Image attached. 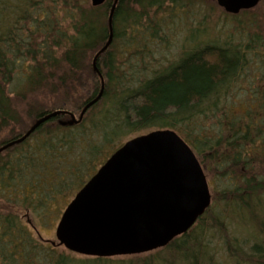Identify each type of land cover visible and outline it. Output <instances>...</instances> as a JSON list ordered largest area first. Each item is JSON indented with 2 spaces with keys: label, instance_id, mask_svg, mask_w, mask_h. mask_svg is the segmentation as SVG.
Segmentation results:
<instances>
[{
  "label": "trees",
  "instance_id": "1",
  "mask_svg": "<svg viewBox=\"0 0 264 264\" xmlns=\"http://www.w3.org/2000/svg\"><path fill=\"white\" fill-rule=\"evenodd\" d=\"M199 1L211 4L119 0L96 71L114 0H0V148L48 113L79 116L104 85L79 123L53 117L0 153V264H105L57 254L61 246L44 241L35 222L56 220L113 152L156 129L176 131L203 168L230 180L222 213L231 211L237 228L250 212L242 240H254L250 252L227 240L226 264H264V17L244 18L236 38L220 42L193 29V45L161 64L160 49L172 43L163 34L186 35L182 21ZM212 203L164 247L170 264H221L202 236ZM217 220L210 226L221 227Z\"/></svg>",
  "mask_w": 264,
  "mask_h": 264
},
{
  "label": "water",
  "instance_id": "2",
  "mask_svg": "<svg viewBox=\"0 0 264 264\" xmlns=\"http://www.w3.org/2000/svg\"><path fill=\"white\" fill-rule=\"evenodd\" d=\"M99 6L106 0H90ZM114 0L109 15L110 37L97 53L112 42ZM229 12L254 5L256 0H216ZM84 106L79 116L57 110L40 117L20 138L3 145L0 153L23 142L45 121L67 114L61 124L82 121L86 111L100 100ZM212 195L202 164L188 143L172 129H156L137 135L119 147L78 191L63 211L56 228L57 242L67 250L91 257L142 254L167 246L185 234L211 206Z\"/></svg>",
  "mask_w": 264,
  "mask_h": 264
},
{
  "label": "rangeland",
  "instance_id": "3",
  "mask_svg": "<svg viewBox=\"0 0 264 264\" xmlns=\"http://www.w3.org/2000/svg\"><path fill=\"white\" fill-rule=\"evenodd\" d=\"M197 3L198 13L196 15L192 14V16L189 15V18H184V21H182V23H185L184 26L189 28L186 29L188 30L186 35L180 32L179 30H175L172 33H165V35L163 34V36L172 35L170 38L172 43L171 45L168 43V45H166L165 47L163 46L164 48L162 50L160 49L157 56V61H159L161 64H167L175 60L183 50L189 49L193 45L190 38H188V34L193 29H198L203 32L207 36L205 39L206 41L219 40L218 42H220L230 40L236 38L237 34L239 33L238 30L240 28V21H242L244 18H231L229 16L224 15L216 5L213 6V4H204L200 1ZM14 4L10 3L9 5L13 6ZM150 131L152 130L144 131L143 133H141V135L147 134ZM204 171L209 183L213 203L212 209L209 211L210 214L208 218H205L204 226L207 228L205 231L206 234H202V236L204 240L206 239L207 241H209L210 247L212 248L211 250L213 252V255L216 256V259H218L221 264H226L229 258V251L227 249L226 244L229 240L237 237L236 239L238 240V243L241 244V247L243 246V253L248 254L250 252V246L253 244L254 240H251V238H247V243H244L242 241L245 235L248 234V232H246L247 234H245L243 233V231H245V229L249 226V222L247 221V219L249 218L250 212L244 214L245 219L243 218V220L241 219L242 215H240L241 228H237V223H235V219L232 221L229 218L230 215H232L230 213L231 211L229 213L226 212V215H223L222 213L223 202L221 193L223 192V189L229 185L230 180L224 179L220 176V174L218 175V173H215L217 176L215 174H212V172L206 169V166L204 168ZM213 180L214 185L212 183ZM61 215L62 212L56 220H49L43 224H38L37 222H35V225L40 231V235L44 239V241L57 242L56 228L61 218ZM34 217L35 216H30L28 220L33 223ZM214 217L219 218V220L217 221H220L222 223L221 227L218 225H216L215 227L210 226L212 223L215 222L213 221ZM30 228H32L31 225ZM32 231L36 232L35 230H33V228ZM191 232L194 233L195 231L192 230ZM58 253H65L74 263H84V261H88L91 257L71 252L67 250L64 246L57 247V254ZM153 256L160 257L152 260ZM106 259L108 261L105 262V264H147V262H150V264H170L171 261L168 260L164 247L142 254L113 256L106 257ZM174 260L176 264L180 263V259L178 257L174 258Z\"/></svg>",
  "mask_w": 264,
  "mask_h": 264
},
{
  "label": "flooded vegetation",
  "instance_id": "4",
  "mask_svg": "<svg viewBox=\"0 0 264 264\" xmlns=\"http://www.w3.org/2000/svg\"><path fill=\"white\" fill-rule=\"evenodd\" d=\"M213 6H217L218 9L226 16L231 18H263L264 17V0H256L254 5L247 8H240L238 12H229L224 7L220 6L216 0H207ZM253 0H247V4L252 3Z\"/></svg>",
  "mask_w": 264,
  "mask_h": 264
}]
</instances>
